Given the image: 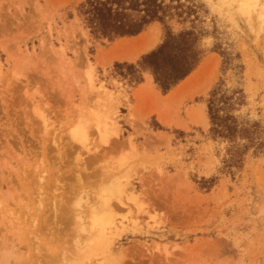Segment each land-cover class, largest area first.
Masks as SVG:
<instances>
[{
	"label": "rangeland",
	"instance_id": "rangeland-1",
	"mask_svg": "<svg viewBox=\"0 0 264 264\" xmlns=\"http://www.w3.org/2000/svg\"><path fill=\"white\" fill-rule=\"evenodd\" d=\"M85 1L0 0V264H264V0L248 15L241 0H174L155 47L166 26L192 30L219 66L209 91L192 81L142 106ZM215 90L232 135L211 123ZM113 183L126 191L102 233L92 216Z\"/></svg>",
	"mask_w": 264,
	"mask_h": 264
},
{
	"label": "trees",
	"instance_id": "trees-1",
	"mask_svg": "<svg viewBox=\"0 0 264 264\" xmlns=\"http://www.w3.org/2000/svg\"><path fill=\"white\" fill-rule=\"evenodd\" d=\"M168 1L167 4L166 0H86L80 5L79 12L95 38L113 42L117 39L135 37L155 22L165 25L166 19L174 16L172 13L174 0ZM166 30L163 42L144 55L138 65L117 63V66L133 68L137 76L138 70L150 71L163 94L169 93L185 80L204 57L201 37L195 31L184 30L174 33L167 26ZM216 97L215 90L208 104L213 128L215 130L217 128L218 132V127H227V131L232 135L233 126H227L220 116L221 110Z\"/></svg>",
	"mask_w": 264,
	"mask_h": 264
},
{
	"label": "bare ground",
	"instance_id": "bare-ground-1",
	"mask_svg": "<svg viewBox=\"0 0 264 264\" xmlns=\"http://www.w3.org/2000/svg\"><path fill=\"white\" fill-rule=\"evenodd\" d=\"M242 1V3H241V10L244 12V13H249L250 12V10H251V7H253V5H254V3H253V1L255 2V1H257V0H241ZM256 6V5H255ZM264 6V5H263ZM257 7V6H256ZM252 10H253V8H252ZM251 10V11H252ZM250 14V13H249ZM253 13L251 12V15H252ZM248 15V14H247ZM246 15V16H247ZM250 15V16H251ZM245 16V15H244ZM246 18V17H245ZM250 18V17H249ZM248 18V19H249ZM251 19V18H250ZM248 20V21H250V23L252 22L251 20ZM262 19V18H261ZM252 25V24H251ZM159 26V25H158ZM156 27V26H155ZM158 29L159 28H154V29H152V27H151V29L147 32V33H142L141 35H139V36H137V37H133V38H123L122 39V41L121 42H119V43H117L116 45H115V47L113 48V50L109 53V55L107 54V56H109V58L107 59V63L108 62H110V63H112V62H114V61H135V60H137L142 54H145V53H147V52H149V51H151L159 42V38H158V32H160V31H158ZM158 31V32H156V31ZM104 54V53H103ZM103 56V55H102ZM59 58H61V57H59ZM101 59V58H100ZM70 63V62H69ZM219 57L217 56V55H212V56H210L207 60H203V62L201 63V65L199 66V68L197 69V71L195 72V73H193V74H191L185 81H183V83L177 88V90L176 91H174L172 94H178L179 92H180V90H181V88H183V87H185V86H187L189 83H191L192 81H193V83L194 82H196V85L195 84H193V85H195V86H199V89H198V93H200V92H205L206 90H208L210 87H211V85L213 84V82H214V77L212 76V75H214V73H215V71H216V69H217V67L219 66ZM68 65V64H67ZM93 68V67H92ZM217 73V72H216ZM193 79V80H192ZM150 80V79H149ZM151 82V81H150ZM192 85V86H193ZM191 86V87H192ZM97 88V87H96ZM102 88H103V86H102ZM186 88V87H185ZM99 89V88H98ZM109 90V89H108ZM107 90V91H108ZM102 92H103V90H101ZM100 91V92H101ZM106 91V90H105ZM209 91V90H208ZM100 92H98V93H100ZM110 92V91H109ZM106 93V92H105ZM183 93H184V91H183ZM182 93V94H183ZM109 94V93H108ZM107 93H106V96L108 95ZM171 94V95H172ZM102 95H100V97H101ZM178 97L179 96H181L180 94L179 95H177ZM177 96H176V98H177ZM98 97H99V95H98ZM104 97H105V95H104ZM112 97V96H111ZM109 98H110V95H109ZM175 98V97H174ZM102 98H100V100H101ZM106 99V98H105ZM106 100H109V99H106ZM110 100H111V98H110ZM159 100H161V98L159 99ZM102 101V100H101ZM103 102H105V101H103ZM107 102V101H106ZM104 104V103H103ZM111 104V103H110ZM109 104V105H110ZM103 107V106H102ZM108 108H109V106H108ZM104 109V108H103ZM105 109H107L106 107H105ZM112 111H113V109H111ZM114 110H115V108H114ZM194 111V110H193ZM193 111H191V114L193 113ZM105 112V111H104ZM107 113H108V111H107ZM106 113V114H107ZM113 114V113H112ZM163 123H165V124H169V122L167 121V119H166V116H164L163 115ZM192 118H193V120H194V122H196V123H201V124H203V125H206L207 123H208V118H207V115H206V112H205V110L204 109H199V110H195L194 111V113L192 114ZM97 119V118H96ZM103 119V118H102ZM107 120V119H106ZM105 120V121H106ZM46 121V120H45ZM43 122V121H42ZM100 122V121H99ZM107 122V121H106ZM81 123H83V122H81ZM85 123V122H84ZM96 123H97V121H96ZM104 123V122H103ZM79 124V123H78ZM84 125V124H83ZM87 125H89L88 123H87ZM102 125H104V124H102ZM102 125L100 126V128L102 129ZM105 126V125H104ZM104 126H103V128H104ZM110 126H111V124H110ZM109 126V127H110ZM101 129H100V131H101ZM103 130V129H102ZM108 130H109V128H108ZM107 130V131H108ZM111 131V130H110ZM102 132V131H101ZM80 133H82V131L80 132ZM89 133V132H88ZM103 133V132H102ZM107 133V132H106ZM84 135V134H83ZM88 135V134H87ZM74 137V136H73ZM85 137V136H84ZM89 137V136H88ZM87 137V138H88ZM87 138H85V140H87ZM80 139V138H79ZM82 139V138H81ZM83 140V139H82ZM87 142V141H86ZM107 142V141H106ZM36 153V152H35ZM35 155V154H34ZM26 161V160H25ZM35 169H36V167H35ZM37 170V169H36ZM46 172V171H45ZM41 178V177H40ZM41 181H42V178H41ZM8 183V182H7ZM114 184V183H113ZM125 184V183H124ZM38 191H40V189H38ZM123 191H124V187L122 188V186L120 185V183H119V185L116 183V184H114L111 188H110V190L108 191V190H106V192H107V194H105V197H104V195H101V196H103L102 198V200L101 201H99V203L97 204V206H95L94 205V203H89L90 205H92L93 204V206H95V207H101V209H100V212H102V211H104V213H105V215H98L97 213H95V214H97V215H93V214H91V215H93L92 216V224H94V225H96V230H97V227L98 228H100V230H101V232L103 233V232H105L106 231V229H107V227L109 226L110 227V229L112 228L111 226H112V217H110L109 215H108V212L111 210H113L112 209V207H114L113 205H112V203H111V199L110 198H112L111 196H113V195H115V198L117 197V195L118 194H121V193H123ZM126 191V190H125ZM124 191V192H125ZM105 193V192H104ZM6 194V193H5ZM42 194V193H41ZM8 195V194H7ZM124 195H125V193H124ZM40 195H38V197H39ZM42 196V195H41ZM40 196V197H41ZM121 197V196H120ZM89 199H90V196L88 197ZM113 198H114V196H113ZM112 198V199H113ZM114 198V199H115ZM39 199H43V198H38V200ZM121 199V198H120ZM91 200V199H90ZM89 200V201H90ZM120 201V200H119ZM54 202V201H53ZM87 202V204L85 205V206H87L88 205V201H86ZM90 202H92V201H90ZM113 202V201H112ZM38 203V202H37ZM39 203L41 204V200H39ZM116 203H119V204H122L121 203V201L120 202H116ZM96 204V203H95ZM114 204V203H113ZM118 204V205H119ZM38 205V204H37ZM54 205V204H53ZM90 205L87 207V209L88 208H92V206L90 207ZM100 205V206H99ZM40 206V205H39ZM120 206V205H119ZM117 207V206H116ZM120 207H122V206H120ZM99 208L98 209H94V210H99ZM39 209H41V208H39ZM89 210V209H88ZM102 210V211H101ZM37 211H39L38 209H37ZM97 211H95V212H97ZM107 211V212H106ZM114 211V210H113ZM89 212H91V211H86V214L87 213H89ZM92 212L94 213V211H93V209H92ZM99 213V212H98ZM88 215V214H87ZM34 216H36V214L34 215ZM77 216H79V215H77ZM89 216V215H88ZM33 217V216H32ZM42 217V216H41ZM75 217V216H74ZM82 216H80L79 218H81ZM34 218V217H33ZM78 218V219H79ZM89 218V217H88ZM72 219V218H71ZM75 219H77V217L75 218ZM77 219V220H78ZM82 219V218H81ZM87 219V218H86ZM33 220V219H32ZM35 221V220H34ZM34 221H32V223L34 222ZM80 223V222H79ZM43 224V223H42ZM78 224V223H77ZM35 225H36V223H35ZM79 225V224H78ZM42 226V225H41ZM80 226V225H79ZM89 227H91V226H89ZM95 229V228H94ZM109 229V228H108ZM91 230V229H90ZM99 230V229H98ZM87 231H89V230H87ZM93 231V230H92ZM91 231V232H92ZM95 231V230H94ZM93 231V234L95 233ZM107 231H109V230H107ZM113 231V230H112ZM111 232V231H110ZM88 233V235H87V238H90V236H91V234L89 233V232H87ZM111 233H113V232H111ZM92 234V235H93ZM105 234V233H104ZM104 234H102L103 236H104ZM108 234V233H107ZM114 234V233H113ZM96 235H98L97 233H96ZM102 235H100L101 237H102ZM52 236V235H51ZM109 236V235H108ZM92 237H97V236H92ZM56 238L57 239H59L60 238V236H58V235H56ZM109 238L110 237H108V238H106V246L108 247V246H110V241H109ZM61 239V238H60ZM63 239V238H62ZM93 239V238H92ZM103 239V238H102ZM113 239H114V237H113ZM98 240V239H97ZM111 240V239H110ZM92 241V240H91ZM86 245H88V244H86ZM94 245H95V243H94ZM99 245V244H98ZM77 246V245H76ZM101 246V245H100ZM87 247V246H86ZM104 247H105V245H104ZM76 248V247H75ZM79 249V248H78ZM106 249V248H105ZM75 250V249H74ZM85 250V249H84ZM78 251V250H77ZM72 252V251H71ZM71 252H69V253H71ZM79 252H81V251H79ZM85 252V251H84ZM83 253V252H82ZM68 255H70V254H68ZM67 255V257H69V259H71L70 258V256H68ZM80 255H82L81 253H80ZM76 256V255H75ZM67 260H68V258H66ZM64 260V259H63ZM63 264V263H62Z\"/></svg>",
	"mask_w": 264,
	"mask_h": 264
},
{
	"label": "crops",
	"instance_id": "crops-1",
	"mask_svg": "<svg viewBox=\"0 0 264 264\" xmlns=\"http://www.w3.org/2000/svg\"><path fill=\"white\" fill-rule=\"evenodd\" d=\"M152 26L153 25L151 24L142 33H147ZM142 33H140L139 35H141ZM139 35H137V36H139ZM137 36H135V37H137ZM130 38H133V37H130ZM122 39H117L116 41H118V40L122 41ZM155 48L156 47H154L152 50H154ZM151 51H149V52H151ZM149 52H147L145 54H142L137 60H135L133 62L132 61H119L118 64L119 63H121V64L130 63V64H133V65H138L137 63L141 61V58L144 55L148 54ZM204 58L205 57L202 58V60L199 63L198 67L191 74H193V73H195L197 71V69L199 68V66L203 62ZM138 71H139V73H138L139 74V80L136 82V87L133 88L134 91H133L132 95H133V97L135 99H138V97H141V106L143 104L142 101L144 100V98H147V97H149V96H151L153 94L155 95V94L158 93L162 97L172 94L183 83V81H185L191 75L190 74L185 80L181 81L177 86H175L171 91H169V93L163 94V92L161 91L159 86L155 83L154 77H153V75H152V73L150 71H144V70H138ZM135 101H136V103H138L137 100H135Z\"/></svg>",
	"mask_w": 264,
	"mask_h": 264
}]
</instances>
